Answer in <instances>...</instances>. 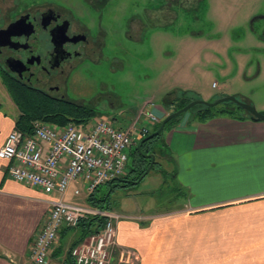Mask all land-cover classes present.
I'll list each match as a JSON object with an SVG mask.
<instances>
[{
    "label": "crops",
    "instance_id": "obj_1",
    "mask_svg": "<svg viewBox=\"0 0 264 264\" xmlns=\"http://www.w3.org/2000/svg\"><path fill=\"white\" fill-rule=\"evenodd\" d=\"M6 96L0 149L20 115ZM150 111L159 120L168 115L158 105ZM164 140L163 159L174 166L181 201L162 211H117L127 218L117 222L114 255L134 251L138 264H264V121L218 116L202 123L189 116ZM8 166L0 159V264H33L29 248L57 196L14 181ZM76 190L82 194L84 185H70L68 203L95 207ZM139 215L145 219H134ZM80 235L79 229H62L49 264H71L68 252ZM115 264L123 263L119 258Z\"/></svg>",
    "mask_w": 264,
    "mask_h": 264
},
{
    "label": "rangeland",
    "instance_id": "obj_2",
    "mask_svg": "<svg viewBox=\"0 0 264 264\" xmlns=\"http://www.w3.org/2000/svg\"><path fill=\"white\" fill-rule=\"evenodd\" d=\"M262 12L264 0H204L196 14L198 20L193 21L192 13L184 18L181 16L179 23L164 17L157 29L147 33L141 49L131 46L137 51L129 56L132 66L123 75L115 73L111 80L113 90L127 102L121 113L131 117L113 122L114 127L119 130L148 127L152 130L154 125L144 113L151 112L150 109L157 105L164 107L163 102L169 96L171 102L174 101L167 104L169 110L178 108L183 99L189 103H211L234 96L264 113V44L253 35L249 24L253 16ZM117 39L119 36L115 35ZM6 93L9 95L0 76V102L4 103L3 111L9 112L3 98L7 97ZM144 99H151L150 108L145 107L140 113ZM223 107V104L214 107V112ZM192 112L193 109L183 113L178 122L184 121ZM99 117L102 115L98 113L95 118ZM36 123L55 126L37 121L33 128ZM168 135L169 130H166L163 137ZM141 139L135 137L134 145ZM156 161L140 184L127 192L116 189L104 206L131 215L138 210H167L180 202L182 195L176 193L173 164L160 155ZM147 164L140 167L145 168ZM132 165L130 159L128 166ZM128 171L129 168L125 175ZM110 191L107 186L100 187L97 198ZM81 195L85 196L86 191ZM113 257L115 264L119 257Z\"/></svg>",
    "mask_w": 264,
    "mask_h": 264
},
{
    "label": "flooded vegetation",
    "instance_id": "obj_3",
    "mask_svg": "<svg viewBox=\"0 0 264 264\" xmlns=\"http://www.w3.org/2000/svg\"><path fill=\"white\" fill-rule=\"evenodd\" d=\"M203 1L0 0V76L65 107L95 109L112 122L131 118L121 113L127 102L111 86L114 74L132 66L133 47L141 49L164 17L179 23L192 13L198 20ZM249 24L264 44V12Z\"/></svg>",
    "mask_w": 264,
    "mask_h": 264
},
{
    "label": "built area",
    "instance_id": "obj_4",
    "mask_svg": "<svg viewBox=\"0 0 264 264\" xmlns=\"http://www.w3.org/2000/svg\"><path fill=\"white\" fill-rule=\"evenodd\" d=\"M144 114L151 125L160 121L152 112ZM133 129L119 130L108 118L99 117L81 125L36 123L30 136L17 128L8 135L0 149V159L9 162L8 176L57 196L49 201L48 215L29 248L33 264H49L61 230L76 229L88 217L103 218V228L74 247L71 257L75 264H111L117 247L116 225L127 216L113 210L71 204L66 196L74 182H81L89 197L100 187L124 176L135 137L141 139L149 132L148 127ZM75 194L80 195L81 191L76 190ZM119 258L123 264L139 261L134 251L121 252Z\"/></svg>",
    "mask_w": 264,
    "mask_h": 264
},
{
    "label": "trees",
    "instance_id": "obj_5",
    "mask_svg": "<svg viewBox=\"0 0 264 264\" xmlns=\"http://www.w3.org/2000/svg\"><path fill=\"white\" fill-rule=\"evenodd\" d=\"M1 78L14 104L20 111V115L16 122V127L17 129L22 131L26 136H30L33 134V124L37 121H43L46 123L53 124L55 126H65L69 123L81 125L83 123H87L96 119L95 117H98V113L95 109L77 108L71 106L65 107L61 103L53 101L37 91L17 86L6 77ZM165 100L170 102V96ZM184 100L186 99H183L179 107L173 110H169V108H167V103L164 101V108L166 111H169V114H172L182 109L183 107H185V105L190 102H184ZM170 103L173 104L174 101ZM222 104L224 105V107L219 110H215V112L214 107H207L205 105L199 104L192 108L194 112H192L190 116L193 120L202 123L207 122L215 117H218V113L222 115L227 114L229 115L228 117L236 118L239 120H244L248 118L250 119V115L248 114V112L246 113L245 110L238 106L236 103L226 102ZM180 117L181 115L169 120V122L166 124L165 130L159 136L149 141H146L144 143L146 149H143L142 152L154 153L156 154V159L159 155L162 158L165 157L166 151L164 148L165 140L163 134L166 130L172 129L174 125L178 122ZM164 118H162L157 124H155L153 129L150 130L146 136L157 131ZM132 156L135 157L132 160L133 165L131 167L127 166V168H129V171L126 173V175L120 177L119 179L121 180L127 178L137 183L129 182L127 185H123L120 183L121 181L117 180L108 183L106 186L109 190H111L110 193L108 192L109 194H105L100 199L95 198V193L88 197L89 201L93 206L98 207L100 209L113 210L110 206L105 207L104 203L108 202L111 199V194L116 189H122L127 192L130 191L135 185H138L142 182V179L146 176L145 172L148 169L147 167L150 166L151 159L145 160L144 157L141 156L136 149H133L130 153V158ZM156 159L154 165L157 164ZM145 162L148 163L147 167L141 168L140 166ZM131 175H133V177H130ZM104 222V219L100 217H88L87 219H84L80 222L79 226L76 228L80 230V238L71 246L68 252V259L70 260L71 264H75L71 257V250L77 245H79L82 241H84L88 236L99 233L100 230L103 228Z\"/></svg>",
    "mask_w": 264,
    "mask_h": 264
},
{
    "label": "water",
    "instance_id": "obj_6",
    "mask_svg": "<svg viewBox=\"0 0 264 264\" xmlns=\"http://www.w3.org/2000/svg\"><path fill=\"white\" fill-rule=\"evenodd\" d=\"M6 32V31H5ZM4 33V32H3ZM8 33V32H7ZM1 34V32H0ZM226 102H234L236 103L238 106H240L241 108H243L246 112H248V114L250 115V120L252 121H264V113L259 112L255 106L245 103L243 101L238 100L236 97L234 96H227V97H223L215 102H205V101H193L191 103H189L188 105H186L185 107H183L182 109L167 115L164 120L161 122V125L159 127V129L155 132H153L152 134L144 137L137 146L138 151L140 152V154H142L144 156L145 159H151V163L150 166L148 167V169L145 172V175H147L149 173V171L152 169V167L154 166L155 163V159H156V154L151 153V154H143L141 151V145L146 142L149 141L151 139H154L155 137L159 136L166 127V124L169 122V120H171L174 117H177L179 115H182L183 113L188 112L189 110H191L193 107L202 104L205 105L207 107H216L222 103H226ZM117 181H121V182H125L126 184H128L130 181L126 180V181H122L120 179H117ZM137 183V182H134Z\"/></svg>",
    "mask_w": 264,
    "mask_h": 264
}]
</instances>
